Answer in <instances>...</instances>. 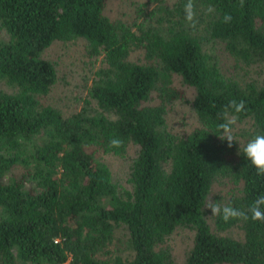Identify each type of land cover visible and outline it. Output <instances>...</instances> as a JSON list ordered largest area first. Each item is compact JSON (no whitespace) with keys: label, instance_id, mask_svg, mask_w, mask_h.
<instances>
[{"label":"trees","instance_id":"obj_1","mask_svg":"<svg viewBox=\"0 0 264 264\" xmlns=\"http://www.w3.org/2000/svg\"><path fill=\"white\" fill-rule=\"evenodd\" d=\"M115 1L0 0V264H176L168 239L179 229L193 233L180 264H264V223L212 212L211 223L206 211L216 183L232 187L222 206L246 211L264 194L240 152L264 134V76L240 79L210 53L219 44L237 68H264V0H194L195 30L186 0L109 13ZM76 41L101 64L65 112L48 100L57 71L44 52ZM232 99L246 112L229 148L216 125ZM174 101L197 120L187 133L167 126ZM132 145L121 187L100 157Z\"/></svg>","mask_w":264,"mask_h":264},{"label":"rangeland","instance_id":"obj_2","mask_svg":"<svg viewBox=\"0 0 264 264\" xmlns=\"http://www.w3.org/2000/svg\"><path fill=\"white\" fill-rule=\"evenodd\" d=\"M140 0H120L115 1L110 7L109 13L115 10L126 13L132 12L134 4ZM171 2L172 0H168ZM137 5V4H136ZM134 6V7H133ZM83 42H54L44 52V56L55 63L57 71V82L48 95L49 102L59 107L65 112L79 109L82 106L85 97H88V87L91 84L93 72L101 64V58L96 60L88 59L83 52ZM226 72L235 73L240 79L249 81L253 78L260 80L264 76V68L259 65L242 66V69L236 67L231 56H229L221 45L215 44L212 52ZM135 57V56H134ZM241 66V65H239ZM175 86L184 87L180 82L174 81ZM6 89L4 86H0ZM191 95V93L189 92ZM167 126L175 133H187L198 125L194 113L187 101H174L168 108L166 114ZM244 124H238L235 133L241 131ZM136 152L135 146H130L128 151L123 155H114L113 153L103 154L100 158L108 164L112 171L113 181L121 187L129 186L128 174L130 158L134 157ZM231 184L228 182L216 183L208 196L212 202H222V199L228 196L231 190ZM208 219L212 223L211 210L206 208ZM213 215V213H212ZM231 235L238 237L239 230L233 229L229 232ZM193 233L187 229H179L168 239L171 246L176 264H180L185 250L191 244ZM123 249V243H118L117 248Z\"/></svg>","mask_w":264,"mask_h":264},{"label":"clouds","instance_id":"obj_3","mask_svg":"<svg viewBox=\"0 0 264 264\" xmlns=\"http://www.w3.org/2000/svg\"><path fill=\"white\" fill-rule=\"evenodd\" d=\"M244 0H240V6L243 7ZM209 13L214 12L213 7L207 10ZM184 17L187 24L195 30L197 28V10L194 0H186L184 5ZM231 14L226 13L223 17V23H231ZM246 112V105L243 100H229L228 103L217 114L219 123L216 125V130L219 132L220 140L227 141L228 147L233 146V142H237L235 131L238 126L239 114ZM123 145V140L120 138H112L110 146L120 148ZM243 151L244 156L256 169L258 176L264 177V134H257L244 145L240 144V152ZM206 208L210 209L213 216H221L225 223L233 219L248 221L249 218L253 221L264 223V194L259 195L245 211L241 208L233 206H222L219 202H212L209 199L206 203Z\"/></svg>","mask_w":264,"mask_h":264}]
</instances>
